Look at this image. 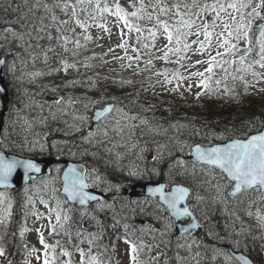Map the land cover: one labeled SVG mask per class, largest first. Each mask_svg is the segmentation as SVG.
I'll use <instances>...</instances> for the list:
<instances>
[{"label": "trees", "instance_id": "1", "mask_svg": "<svg viewBox=\"0 0 264 264\" xmlns=\"http://www.w3.org/2000/svg\"><path fill=\"white\" fill-rule=\"evenodd\" d=\"M31 2L32 0H29V3ZM11 3L19 4L22 11H27V8L23 6V0H11ZM40 14L37 13V15ZM56 15L60 20H63L61 15ZM14 17L15 14L10 13L8 18ZM3 18V13L0 11V19ZM51 32L54 37L51 42L47 38L40 41L43 47L47 48L51 43L56 49L55 54L48 53L49 66L59 59L57 56L59 44L55 39L57 36L55 27L51 29ZM5 51V49H0V58H7L9 65H12L13 58L5 57ZM31 51L26 52L23 48L17 49L15 71H11L9 67H6L5 70L9 106L4 116L1 147L7 153L22 157L71 158L74 161L82 162L88 172L92 173V170L95 169L104 175V179L110 182L115 192L112 195L107 194L105 200L88 208L74 207L64 203L66 199L61 194L58 193L57 196L63 202L62 208L70 210L69 214L72 217L70 223L73 225V230L82 227L88 232H99L100 238L96 241L97 247L92 249L94 254L104 253L105 247L110 249L113 243L116 248L118 242L123 241L124 235H127L129 239L137 242L143 241L149 246L152 243L163 245L164 253L159 256L158 264H165V262L166 264H224L223 253L227 252L223 248L224 244L231 246L235 251L245 253L256 264H264V224H262L263 233L260 234V239V236L255 232L248 231L246 221L240 219V214L243 213L240 210L246 206L248 207L246 211L255 212L257 220L261 222L258 215L264 216V200H260L254 190H250L239 198H229L225 190L218 197L214 194L208 195V199L214 196L215 202L209 203V201L203 200L197 203L196 195L199 187L196 183V175L197 171L201 172L200 166L187 159L190 148L185 147L182 151L180 150L182 142L189 145L196 143L212 145L231 138H245L246 135L253 134L264 127V101L244 97L239 79L232 78L233 68L228 70L231 75L226 77L225 72L223 73L221 82L236 86L235 90L225 92L219 98L208 94L196 101H189L186 98L181 101H173L164 95L145 94L141 96L139 89H126L120 82L116 83L95 77L86 74L87 72L80 74L73 71L65 77L62 83H58V79L49 78V75H43L39 81L27 83L26 74L34 72L32 69L34 62L29 57ZM65 59L72 63L77 61L71 53ZM69 81H75V83H68ZM53 87L57 89L56 92L51 91ZM222 88L225 89L224 86ZM58 96H63L66 100L71 97L79 102L67 108L69 115L56 121L49 118L45 123L39 122L40 109L35 106V103L45 104L43 114L47 116V105ZM31 101L35 103L28 108ZM106 103H114L117 109L134 113L139 121H147L144 127H140L138 124L135 125V128L131 126L125 139L118 142L119 146L115 153L109 150L107 141L99 136L97 139L101 143L94 145H88L82 140V136L89 132L90 112ZM85 105H88L86 109ZM74 111L85 117L86 122L82 131L73 130L64 123L65 120L69 123L72 122L71 114ZM57 115L60 114L57 113ZM25 117L29 118L24 120ZM25 121L30 122L31 127ZM16 122H21L23 125H15ZM180 125L184 127L178 130ZM192 128L200 129L201 134L191 136ZM30 142H35L31 151L28 150ZM40 145H43V148ZM84 148L88 149L89 154L83 152ZM91 153H95V156ZM158 153L161 155L158 156ZM153 157H157V159H153ZM179 159L184 162L183 167L189 169V175L188 172L177 175L180 168L173 161ZM194 165L196 166L195 178L191 175ZM172 168L173 170H171ZM131 171H136L138 174L129 175ZM157 180H161L167 185L181 183L190 189L189 205L201 223V229L197 233L180 235L174 230L167 212L158 206L157 201L147 198L129 200L121 193V188L128 184ZM32 182H29L25 187H28ZM23 188L6 190L12 198L13 216L8 228V235L3 241H0V244L6 248L7 256V259L2 257L0 264H8V260H11L12 264H23L27 255L24 246L27 245L28 248L34 246L19 234L20 228L25 224L22 206L28 204L25 203V198L21 193ZM242 197L247 200V205H244ZM135 203L139 204L144 218L152 219L156 226L146 228L148 224L145 223V220L144 224L138 223L136 219L139 217L138 213L125 219V214L121 212V206ZM98 204L112 205V207L101 209ZM28 207L30 208V204ZM85 210L86 214L81 217V212ZM93 217L95 219H92ZM238 219L247 231L243 228L239 230L240 227L235 228V222ZM230 221L231 224L228 227ZM161 224H170L172 229L164 232L163 228L157 227ZM3 231L0 228V233ZM13 232L16 233L15 236L12 235ZM59 239H64V237L61 236ZM85 246H87L86 243L82 245L86 248ZM149 252L148 248H145L140 259L144 261V264H157L151 259ZM107 255H111L113 264H117L114 252L109 251ZM27 258L30 259V256ZM233 264H237V262H233Z\"/></svg>", "mask_w": 264, "mask_h": 264}, {"label": "snow or ice", "instance_id": "2", "mask_svg": "<svg viewBox=\"0 0 264 264\" xmlns=\"http://www.w3.org/2000/svg\"><path fill=\"white\" fill-rule=\"evenodd\" d=\"M250 2L251 0H248L247 3L245 0H204V2L201 3V0H191V4H189L187 0H173L171 3H166L165 0H156V3L152 6V11L147 13L149 20H151L153 16H156V23L146 29H142L139 24L130 23L128 19L129 16L134 17L137 21L144 19V16L139 15L140 12L145 11L143 0H140V6L135 11L131 10L129 7L130 0H125L123 5L117 0L112 7H109L107 4L101 6L99 0H96L94 7L99 9L101 13L106 12L116 16L123 22L124 26L128 28L129 33L133 30L137 33L147 31L148 36H150L153 41H155L157 36L156 28H163L168 44L164 45L165 50L163 56L159 58L166 62H169V53L173 52L172 47H170L173 40L175 39V43L179 45L182 43L181 37L186 38L188 35H195L197 37V40L192 42L198 44V48L195 49L194 52H198L203 56L205 49L210 48L212 45L214 32L210 31V29L218 27L219 25L216 22L219 21L220 24L223 25V28L221 32L215 33L217 40L215 55L209 52L207 60H196L192 65V67H195L196 65L207 64V67L204 68L203 71L191 73L189 77H183L179 73L172 74L176 79V90H179L183 80L191 79V76L194 75L201 78L195 85L196 87L212 92L213 89L210 87L209 81L211 80V76L214 75V68L216 67L222 68L224 64L235 65L239 63L241 66L234 68V71L248 72L256 66L260 69H264V24L259 25L260 32L257 38L259 48L256 51V57L258 58L253 59L251 62H247L246 60L247 56L251 55L254 50L252 47V40L249 37L252 24L256 19L264 20V16L258 11L261 6H264V0H260V3H258L251 12L247 13V16L251 17V19L245 22L243 9L249 7ZM85 3L92 5L93 0H75V3H73L72 0H52L51 3H49L48 0H32L31 3H29V0H23V6L27 8V11H22L21 5H13L11 0H0V11H2L4 16L3 19H0V49L6 50L4 52L5 57L11 56L13 58L12 65H9L7 58L0 59V65L9 67L11 71H15V59L18 57L17 49L19 48H23L26 52L32 50L29 52V57L33 62L42 55L44 63L48 64V53L51 52L55 54L56 49L51 43L45 48L40 44V41L45 38L50 42L53 40L54 37L51 32L53 27H55V32L57 33L55 39L58 44L59 41H63V44L59 46L63 47L65 52L69 51L67 45L73 42L75 43V47L79 49L81 47L79 39L73 41L71 36L64 35L63 25L68 24L69 20H60L56 15V9H60V11L66 15L68 14V10L71 9L72 11L69 19L73 20L77 26L83 29L85 25L79 18V12H85V9L80 8L78 11V5ZM157 8L159 9L158 14L156 11ZM229 9L232 11L230 12ZM10 13H14L15 17L8 18ZM37 13L41 14L37 15ZM212 13L215 14L213 19H206V17ZM234 13L239 14V22ZM85 14L87 15L86 12ZM161 15H170L173 23L169 24L167 21H161ZM201 17L205 18L201 21V24L198 25L197 20L201 19ZM45 21H48V23H45ZM99 26L103 27V25ZM193 29H195V31H193ZM201 35L204 37L203 41L199 39ZM85 39H91V37H85ZM241 40H244L246 43L244 49L238 47ZM149 46L154 47V44L143 45V47ZM117 47L126 50L127 42L122 40ZM190 47L191 45L184 43L183 51L186 52ZM220 49H223V51ZM137 50V48H133L134 52ZM109 51H112V49H109ZM174 51L175 53H180L182 50L176 48ZM72 55L75 56L76 52L73 51ZM229 56L232 57L231 60L226 58ZM217 57H220V59L218 60ZM117 58L124 59V57ZM128 59L131 60L133 57H128ZM135 59L139 60V56L135 57ZM182 59H184V57L180 56L177 62ZM147 63H151V61ZM60 64V68H52L47 73L40 71L29 73L28 75L31 77L30 82L41 75H51L52 72H60L61 70L67 74L70 68L76 69V63L69 64L64 58L60 59ZM137 66L139 67V65ZM85 67H88V65H85ZM128 67H131V64H129ZM223 70L226 77L231 75L226 68ZM205 73L209 75L205 76ZM156 74L165 76V83L172 82V80L167 79L168 73L166 71H158ZM251 74L254 77L259 75L255 71H252ZM232 78L236 79L235 76ZM239 79L243 80L244 77L241 76ZM68 83L74 84L75 81H69ZM122 83H132V81H122ZM215 83L219 85L220 81L217 80ZM192 87V84L188 85L189 90ZM247 87L248 85L245 82V88L247 89ZM51 91L56 92L57 89L53 87ZM224 91L228 93L231 90L225 87ZM202 94L203 92L196 93L197 98ZM78 102V100H74L71 97L66 100L65 97L58 96L47 105V116L43 114L45 104L34 103L35 106L40 109V115L38 117L39 122L45 123L49 118L56 121L63 116L69 115L67 108ZM84 107L86 109L88 105ZM113 110L122 112V109H116L115 105H109L98 111L96 116L99 119L103 112H112ZM57 113L60 115L58 116ZM71 115L72 122L69 123V121L65 120L64 123L73 130L82 131L83 125L86 122L85 117L77 114L75 111ZM122 119L134 120L136 117H128L127 113H124ZM25 123L31 127L30 122L25 121ZM115 123L116 125H120V120H116ZM141 123H147V121L142 120ZM132 127L135 128L136 126L133 125ZM183 127V125L178 126V130ZM113 130L116 131L118 135L123 131L122 127H116ZM108 131L109 128L105 125L102 130H98L96 133L89 131L87 135L82 136V140L88 145L101 143V141L97 139L98 135L102 134L103 136H107ZM200 134L201 132L198 128H192L190 131L191 136H198ZM34 146L35 142L28 143V150L31 151ZM40 146L43 148V145ZM185 147L192 149L189 155H195L200 164V171L206 175L211 173V179L205 182L211 184L216 189L218 195L222 194L225 188H227V196L229 198H239V196L246 194L250 190H254L258 194L259 199L264 200V132L246 135L243 139L231 138L223 146L202 147L200 145H195L193 147L187 143H180L181 151ZM83 152L89 154L87 148H84ZM91 155L95 156V153H91ZM159 155L161 154L158 153V156ZM153 159H157V157H153ZM175 163L180 168L177 175H183L188 172V170L183 167L182 162L176 161ZM195 168L196 166L194 165L193 172L191 173L194 178L196 175ZM18 169H23L25 174L29 171H40L37 164L31 159H18L0 154V188L6 189L10 187L12 179ZM95 172V169L92 170V173L85 172L84 170L77 171L75 167L69 168L64 172L62 177V190L67 194L64 203L71 200L73 202L78 201L80 205H85L88 201L95 200L96 198L86 191L89 187V184L86 182L89 175H92L97 183L100 180V178L95 175ZM137 174L136 171H131L129 173V175L133 176ZM212 181H215V183L213 184ZM60 190L61 189L55 187L53 188L54 193ZM152 193L158 196V206L169 213L171 217L179 219L182 216L192 215L187 206L181 207L186 199L190 198L188 187L177 185L172 187L170 191H166L164 186H160L153 189ZM52 199L56 202L55 208L51 207L49 202L41 199V203L47 209V213L36 211L31 197H28V204H31V208L28 207V204L22 206L24 209L25 224L29 215L35 216L38 221H47V224H41L40 227L34 229L41 247L36 248L33 246L28 248L27 245L24 246L27 255L23 264H31V260L27 257L33 255L38 264H113L112 256L107 255V253L109 251H115V244L113 243L110 249L105 247L104 253L94 254L92 249L97 247L96 241L100 238L99 232H88L87 229L82 227H77L73 230V225L70 223L72 220L69 214L70 210L62 208V202L57 196L53 195ZM196 199L200 200L202 197L197 194ZM98 206L101 209L112 207V205L107 204H98ZM12 207V201L10 199L6 201L4 194L0 193V228L4 230L0 233V241H3L8 235V228L12 222L13 216ZM85 214L86 210L82 211L81 217ZM249 215H251V212H249ZM92 219H95V217ZM258 219L264 224V216L258 215ZM165 227H168V225L166 224ZM32 230L33 229H29L26 226H22L19 230V234L22 237L24 232ZM45 230L48 231L49 237L54 238L62 236L64 239H47L44 235ZM161 234L163 235V232ZM12 235L15 236L16 233L13 232ZM117 239H120V237H117ZM85 243L88 246L87 249L82 247ZM123 243L128 246V264H144V261L140 259V255L145 248L151 251V247L143 241L137 242L131 240L127 235H124ZM77 253L79 254L78 261L75 258ZM223 256L224 264H233V262H238V264H251V261L246 259L243 255H230L225 252ZM0 257L7 259L6 248L3 244H0ZM153 260L158 264L159 256L153 257ZM8 264H12V261L8 260Z\"/></svg>", "mask_w": 264, "mask_h": 264}, {"label": "rangeland", "instance_id": "3", "mask_svg": "<svg viewBox=\"0 0 264 264\" xmlns=\"http://www.w3.org/2000/svg\"><path fill=\"white\" fill-rule=\"evenodd\" d=\"M122 1L125 2V0H119L121 3ZM49 3L52 2V0H48ZM73 3H75V0H72ZM101 6L104 4H107L109 7H112L117 0H99ZM166 3H171L173 0H165ZM189 4H191V0H187ZM204 0H201V3H203ZM247 3L248 0H245ZM96 3V0H93V4L89 5L87 3L78 5V11L80 8L85 9V12H79V18L84 22L85 27L82 29L79 26L75 24V22L69 17L71 16V9L68 10V14L61 12L60 9H56V14H59L62 16L63 20L68 19L69 23L63 25V33L64 35L71 36L73 38V41L76 39H79L81 47L77 49L75 47V43H69L67 45L69 51L65 52L63 47L58 46V52L57 56L59 59L57 62H55L52 66L50 65V62L48 64L44 63L43 56H39L32 66V69H34V72L40 71L43 73L49 72L52 68H60V59L64 58L70 53L72 54L73 51L76 52V55L74 56L76 61V69L70 68L68 70V73L65 74L62 70L60 72H52L51 75H49V78L51 79H58V83H62L63 80L67 75L70 73L78 72L80 74H91L95 77H101L105 80H110L112 82H120L122 81H132V83H122L123 88L126 89H139V95L144 96L145 94H151L153 96L157 95H164L166 97H170L171 100H182L183 98L188 99L189 101H196L197 99L201 97H206L208 94L215 95L216 97H220L221 95L225 94L224 88L227 87L228 89L235 90L236 86L227 85L225 82L222 83L221 79L223 78L222 75L224 73L223 69L229 70L230 68H233V73L237 79L239 77L243 76L244 79H239L240 83L242 84V94L245 98L250 99H262L264 101V69H260L258 66H256L254 69L249 70L248 72H238L234 71V68L240 67L241 65L239 63L232 65V64H224L223 67H216L214 68V75L211 76V80L209 81L210 87L213 89L212 92H208L202 88H198L195 85L201 80L200 77L197 76H191V79H185L181 82V86L179 87V90H176L177 83L176 79L173 77V73H179L183 77H189L191 73H195L197 71H203L204 68L207 67V64H200L196 65L195 67H192V65L195 63L196 60H207L208 59V53L211 52L212 55H215L217 40L215 37V33L221 32L223 25L220 24L219 21L216 23L219 25L218 27H215L214 29H210V31L214 32L213 38H212V45L210 48H206L204 55L201 56L198 52H194L195 49L198 48V44L192 43L193 41L197 40V37L195 35H188L186 38L181 37L182 43L177 45L175 43V39L173 40L170 47H172L173 52L169 53L168 61L166 62L163 59H160L159 57L163 56L164 52V45L168 44V40L166 38V34L163 31V28H156L157 36L155 41L151 39L150 36H148L147 31H144L143 33H137L136 31H132L129 33L128 28L124 26L123 22L120 21L116 16L110 15L109 13H101L99 9H96L94 7ZM156 3V0H143V4L145 6V11L140 12L139 15L144 16V19L136 20L134 17L129 16V22L139 24V26L142 29H146L147 27H151L156 23V16H153L151 20L148 19L147 13L152 11V6ZM260 3V0H251L249 7L243 9L244 15H245V22H247L248 19H251V17L247 16V13L251 12L253 8L256 7V5ZM140 6V0H130L129 7L131 10L135 11ZM127 10V9H126ZM157 14L159 13V9H156ZM231 12L232 10L229 9ZM258 11H260L261 15L264 16V6H261ZM214 13L208 15L206 19L212 20L214 17ZM234 15L237 16V21L239 22V14L234 13ZM94 17V18H93ZM205 17H201V19L197 20V24H201V21ZM161 21H167L169 24L173 23L172 17L170 15H161L160 16ZM260 24H264V20L256 19L253 24L251 31L249 33V37L252 40V47L253 52L251 55L247 56L246 60L247 62H251L253 59H256V51L259 48V45L257 44V38L259 37L260 32ZM99 25H103V27H100ZM107 29V30H105ZM195 31V29H193ZM123 34V35H122ZM85 37H91V39H85ZM147 37V39H146ZM201 41H203L204 37L201 35L199 37ZM126 41L127 42V48L126 50L124 48L117 47L121 42ZM187 43L191 45V47L185 52L183 51V44ZM63 44V41H59V45ZM144 44H149L153 46L149 47H143ZM238 47L244 48L246 47V43L244 40H241ZM133 48H137V51H133ZM180 48L182 51L180 53H175V49ZM109 49H112V51H109ZM223 51V49H220ZM73 56V55H72ZM139 56V60L135 59V57ZM180 56H183L184 59L179 60L178 58ZM117 57H124V59H118ZM128 57H133V59L129 60ZM227 59L231 60L232 57H226ZM219 60L220 57H217ZM148 61H151V63H147ZM238 61V59H237ZM71 64L72 62H69ZM131 64V67H128V65ZM85 65H88V67H85ZM139 65V67L137 66ZM183 65V66H182ZM78 69V70H77ZM167 72L168 76L167 79L172 80L171 83H165V76L157 75V72ZM255 71L259 75L254 77L251 72ZM208 73H205V76H208ZM43 75L36 77L32 81H39ZM232 76V77H233ZM26 82L29 83L31 77L26 74L25 76ZM219 80L220 84L217 85L215 81ZM234 81V80H233ZM245 82L247 83L248 87L245 88ZM36 84V83H35ZM192 84L193 87L189 90L188 85ZM203 92L202 95L197 98L196 93ZM34 103L31 101L28 105V108H30ZM117 109V108H116ZM124 113H127L128 117H135L134 113L128 112V111H114L112 115L103 121L100 125L88 126V131L91 132H98V130H102L105 125L108 126L109 131L107 136L98 135L101 138H104L108 143V148L111 152L115 153L118 149V142L125 139L128 130L131 126L138 124L140 127L146 126L145 123H141L142 120L134 119H122V116ZM32 117V116H31ZM29 117H25L24 120H27ZM21 119V118H20ZM120 120V125H116L115 121ZM29 121V120H28ZM145 121V120H144ZM15 125L22 126L23 123L16 122ZM116 127H122L123 131L121 134H117L116 131L113 129ZM117 139V140H116ZM159 148L157 149V151ZM182 163H184L181 159L177 160ZM173 162H176L174 160ZM178 168V167H175ZM89 169V168H88ZM179 169V168H178ZM90 170V169H89ZM173 170V168L171 169ZM188 175H189V169ZM60 166H56L54 168L52 176L44 177L42 179L33 181L28 187H25L21 190V193L23 194L25 198V203H28V197L32 198V202L35 205V210L41 213H47V209L44 207V205L41 203V199L47 201L50 203L51 207L55 208L56 202L52 199L53 195L58 196V193L60 192H53V188L60 189L61 181H60ZM90 173V172H88ZM95 175L100 178L99 182H95L92 175L88 176V183L92 187H97L101 190H105L106 194L112 195L113 192H115L114 187L110 184L109 181L104 179V175H101L97 171L95 172ZM211 179V173L204 174L202 172L197 171L196 175V183L198 184V194L202 199L196 200L197 203L200 201H216V199L211 197L208 199V195H215L218 197L216 189L209 183H206L205 181H208ZM54 182V183H53ZM214 184L215 181H212ZM176 184V183H173ZM181 184V183H179ZM123 188V187H122ZM121 188V189H122ZM226 188L224 189V191ZM223 191V192H224ZM0 193L4 194L5 200H11V195L6 192V190H0ZM195 199V196H194ZM244 205H247V200L245 197H242ZM62 202V201H61ZM63 205V202H62ZM31 208V204H30ZM246 208L248 207L243 206V209L240 210L243 213L240 214L241 221H246L247 229L248 231L255 232L259 238L261 239V235L263 233V226L262 223L259 222L256 218V213L251 211H246ZM121 212L125 214V219L130 218L131 215L134 213H138L139 217H136V219L143 221L145 220L146 228H149L150 226H156L152 219H145L143 216L142 210L139 208V204L135 203L132 205L125 204L121 206ZM249 212H251V215H249ZM142 215V216H141ZM135 219V220H136ZM235 228L241 230L243 226L239 223V219L235 222ZM239 223V224H238ZM41 224H47L46 220L38 221L36 220L35 216L29 215L26 221V226L29 229H33L32 231H26L24 232L23 238L32 243L36 248H40L41 245L39 244L37 233L34 231L35 228L40 227ZM143 224V223H142ZM231 221L228 223V227L230 226ZM166 224L158 225V228H163V231L166 232L171 228L170 224H167L168 227H165ZM155 227V228H157ZM246 228H243L247 231ZM44 235L47 239H59V237H49L48 231H44ZM87 249L88 246H85ZM127 245L123 243V241L118 242L114 255L116 258V261L118 264H128V257H127ZM151 251L150 257L153 259V257L160 256L164 253V246L159 244H150ZM77 260H79V254H76L75 257ZM2 257H0L1 261ZM31 264H38V262L35 260L34 255L30 256Z\"/></svg>", "mask_w": 264, "mask_h": 264}, {"label": "water", "instance_id": "4", "mask_svg": "<svg viewBox=\"0 0 264 264\" xmlns=\"http://www.w3.org/2000/svg\"><path fill=\"white\" fill-rule=\"evenodd\" d=\"M124 3H125L124 1L121 2L122 5ZM237 57H238V55H237ZM3 58L4 57H1L0 59H3ZM5 68L6 67L4 65H0V105H1V110H0V154H3V155L8 156V157H15L18 159H31L34 163L37 164V166L40 169V171H38V172L29 171L27 174L24 173L23 169H18L17 173L14 175V177L12 179V183H11L10 187H8L6 189L15 190V189L23 188L30 181L40 179L45 175H50L52 172V166L55 163H58V164H61L63 166V170L60 174V181H61L60 194L62 196H64L66 199L67 194L64 193L62 190L63 173L72 167H75L77 169V171L84 170L86 172V167L82 163L75 162V161H72L70 159L55 160L53 157H44V158H40V159L31 158V157H21V156L15 155V154L7 153L4 150H2V148H1V142H2V136L1 135H2V128H3V124H4V115H5V111L7 109V106L9 105L8 88H7L6 81H5ZM109 105H113V104L110 103V104L103 105L102 107H97V108L93 109L92 112L90 113V123L93 125H97L105 117H107L111 112H103L101 114V116L99 117V119L97 118L96 113L98 111H100L101 109L106 108ZM258 132H264V127ZM254 134H257V132L253 133L251 135H254ZM241 139H243V138H241ZM228 141L223 142V143L208 145V146H223ZM195 145H200L202 147H208L206 145H202L199 143L194 144L192 146L194 147ZM191 151H192V149H190V152ZM188 159L191 162H193L197 165H200L199 161H197L194 154L188 155ZM86 182L88 183V181H86ZM177 185L178 186H184L182 184H173L167 189L165 183H163L161 181L138 182V183H134V184L128 185L125 188H123L122 194L127 199L151 198V199L158 201V196L153 195V193H152L153 189L160 187V186H164L166 191H170L172 187H175ZM184 187H186V186H184ZM4 189L5 188H0V190H4ZM86 191L91 196H94L96 199L88 201L85 205H80L78 203V201L73 202L71 200H68V203L72 206L85 207L86 208V207H89L90 205L94 204L95 202H100L106 198V194L97 187H91L89 185V187L86 189ZM187 199L184 202V204L181 205V207L187 206L189 208V205L187 203ZM189 211L191 212L190 208H189ZM168 215L174 221L175 229L180 234L196 233L200 229V224L197 221V219L195 218V216L193 215V213L191 216H182L179 219H176L175 217H171L169 213H168ZM224 247L227 249V251L230 253V255H243L246 259L251 261V264H255L254 261L249 256L245 255L244 253L236 252L228 245H224Z\"/></svg>", "mask_w": 264, "mask_h": 264}, {"label": "bare ground", "instance_id": "5", "mask_svg": "<svg viewBox=\"0 0 264 264\" xmlns=\"http://www.w3.org/2000/svg\"><path fill=\"white\" fill-rule=\"evenodd\" d=\"M31 158H34V157H31Z\"/></svg>", "mask_w": 264, "mask_h": 264}]
</instances>
